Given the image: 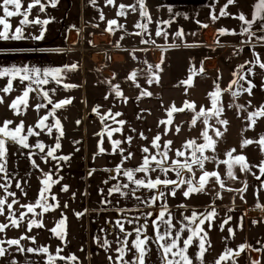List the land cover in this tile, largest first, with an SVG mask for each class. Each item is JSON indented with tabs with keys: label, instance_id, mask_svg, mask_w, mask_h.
I'll list each match as a JSON object with an SVG mask.
<instances>
[{
	"label": "rangeland",
	"instance_id": "1",
	"mask_svg": "<svg viewBox=\"0 0 264 264\" xmlns=\"http://www.w3.org/2000/svg\"><path fill=\"white\" fill-rule=\"evenodd\" d=\"M227 2L228 0H145L146 10L151 17L149 21L141 15L142 10L139 7L138 0H114L112 5H109L107 0H57L54 7L50 0H41V3L45 5L44 11H40V6L36 5L29 13V20L39 18L48 20L49 23L47 25H26L23 28L24 39L0 40V43L17 45L19 42H27L29 46L37 48L41 46L43 48H63L56 53L57 55H54V61L59 62V64H62V62L68 63L67 66L69 67L72 64L77 65L76 70H69L65 67L62 73V84L57 85L50 80L49 84L43 86L45 90L49 91L53 104L58 102V95L60 100L66 99L69 93L74 92L80 95L86 93L87 95L85 106L84 102L76 101L70 107L78 114L74 119L76 121L81 120L79 124L70 123L73 116L67 114V106L57 109L61 114L60 118L63 119L61 124L71 127L70 133H65L63 137L59 138V141H64L67 138H74L77 142L84 140L85 135L82 128L85 112L89 114V117L85 118V124L88 125L91 133L100 128L104 129L105 125H109L110 118L102 123L100 116L93 112V108L98 106L95 105V102L103 104L100 100L106 96L107 98H115L113 85L118 84L124 95L141 96L142 91L151 92L154 84H150L148 81L152 79L155 82L157 75L160 82L173 85V83H181V81L187 80L195 72L197 74L192 75L193 85L186 87L189 92L188 102H194L196 111H199L200 108L205 110L211 108L209 93L216 90L217 84L223 90L229 87L232 80L239 79L233 73L239 71L246 76L245 80L239 82L245 88L249 86L247 81L251 80L252 84L255 85L251 95L241 91L240 95L233 97L229 91L221 92L219 105L223 107V112L219 119L228 121L227 131H224V126L217 123L216 117L209 119L208 125L203 123L204 118L201 117L195 125L191 124V131L193 139L197 143L204 142L201 134L205 128H207L209 135L217 140L215 152L211 150L205 152V155L215 157L214 160L205 162V170L219 172L225 182V188L221 189L215 179L210 180L205 191L202 192L203 201L241 205L248 209L252 214L251 217H254L251 224L252 248L254 251L259 252L260 264H264V216L262 214V210H264V175H261L259 168V165L264 162V148L255 142L260 139L261 135H264V117L257 118L256 124L252 127H249L250 121L248 120L249 112L264 105V69L259 66L260 63H264V39H261L264 37V20H261L256 12L255 5L258 0H235V3L224 9ZM30 3H33V0H21V12L26 10ZM120 5L125 6L124 16L118 15L121 11ZM132 6H135V10ZM221 9H224L228 15L220 16ZM241 13L244 14L247 20L252 22L250 26L238 19ZM0 15H3L2 9H0ZM101 15H103V19H101ZM213 15L217 16L218 19L213 20ZM261 15H264V13H261ZM22 18V16L9 18L13 31L20 26ZM113 19L117 20L118 25H123V27L113 26L114 31L109 32L107 31L108 21ZM166 21L169 23H165ZM137 23L147 24V29L137 28ZM204 25H207V27H204ZM73 28L79 31V35L77 42H75V36L78 33L73 32L71 43L69 42V33ZM244 28H249V32H244ZM0 29H2V26H0ZM220 29H226L227 31L221 34ZM157 30L166 32L167 36H156ZM180 30L183 31V36L177 37L176 32ZM41 31L44 33L43 39H35L34 37L39 36ZM137 32H140L141 35H136ZM206 35L208 42L205 40ZM122 37L123 39H121ZM143 40L155 41V43L145 44L142 43ZM154 44H167L170 46L162 54L163 63L160 65L163 64L165 67L156 68V66H152L150 68L148 66L149 69H144L142 66L148 59L147 56L141 53V57L134 64L128 61V55L130 59L139 57L134 52L130 53V50H133L135 46H152ZM172 45H177V47H172ZM113 52L116 53L114 59L127 53L124 65L118 66L115 64L116 62L112 61ZM103 54L107 56V60L102 67L112 69L115 72L113 76H110V72L105 73L104 70L94 67L96 66L94 62L101 61ZM134 54L136 57H134ZM257 57H259V63ZM240 65H244V68L240 69ZM201 66L204 68L202 73L199 71ZM249 69H251L250 72ZM133 71L137 73L135 81L128 79ZM163 76L166 78L161 79ZM107 81H111V84ZM64 84L77 85V87L65 88ZM53 89L55 91H52ZM237 90L238 86L233 85L232 91ZM15 93L16 90L13 89L11 93L0 94V96L9 101L16 98ZM32 94L37 98H31L33 97ZM35 101L47 103L36 92L30 93L28 108L24 110L21 106L22 112L27 113L28 116L16 118L0 115V126L5 120L13 121V124L10 125L11 128L18 125L19 120H25L24 124H27L28 127L35 125L38 119L53 107V104H48L47 108L37 111ZM6 103L5 101L0 103L2 108L0 114L4 112ZM239 105H244V107L240 108ZM101 108L103 107L99 106V109ZM190 114L192 121L195 112L190 110ZM55 119L57 117H50L47 123L53 124ZM114 125L117 124L114 123ZM214 128H220L224 135L215 137ZM89 135L88 132L90 138ZM33 137L39 141L28 140L31 147L27 149L8 141L6 145L8 148L6 157L8 164L18 166V157H26V155H45L49 148L57 142L58 132L48 135L46 131H43L39 137ZM244 139L253 140L254 143L242 148L241 143ZM38 142L45 145L43 153L34 147ZM60 144V151H67L62 143ZM231 149H236V152L233 153L234 156L244 155L247 158V162L252 166L251 172H243L239 166H234L233 171L236 179L228 178L227 165L219 163V161L227 159L226 153ZM194 171L196 180H198L201 171L199 169ZM7 174L9 179L8 171ZM188 177L186 176L187 179ZM256 177H260V179ZM8 179L5 180L4 174H0V184L9 183ZM245 186L246 190L237 191L238 189H245ZM8 189H12L11 183ZM217 193H219V196H217ZM4 194V189L0 188V197L5 196ZM258 209L261 210L260 215H258ZM16 216L18 215L16 214ZM0 223H9V227L3 233H0V240L19 239L21 229L11 226L7 207H5V215L0 216ZM3 247L7 249V252L4 257H0V264L4 263L6 255L14 252L17 248V246H9L7 243Z\"/></svg>",
	"mask_w": 264,
	"mask_h": 264
},
{
	"label": "crops",
	"instance_id": "2",
	"mask_svg": "<svg viewBox=\"0 0 264 264\" xmlns=\"http://www.w3.org/2000/svg\"><path fill=\"white\" fill-rule=\"evenodd\" d=\"M73 32H77L75 42L78 40L79 31L75 28L69 33V42H71V35ZM207 35L205 36L206 39ZM72 43V42H71ZM108 43V42H106ZM10 46V47H8ZM153 46V47H152ZM139 45L135 46L130 53H136L139 57L130 59L127 57L131 64H134L138 60L141 54L147 56L148 61L143 64L144 69H149L148 66H157L161 64L163 59V52L169 49L170 46L167 44H154ZM150 50H147V49ZM63 48H43V46L37 48L29 46L27 42H19L16 44H7L4 42L0 43V68L5 67H36L40 69H54L61 68L65 69L68 63L54 61V55L60 52ZM118 50V49H117ZM64 51V50H63ZM128 53V51H126ZM125 52V53H126ZM127 53L118 58L114 59L116 53H112V61L116 62L118 66L124 65L126 61ZM135 55V54H134ZM136 57V55L134 56ZM107 60V56L103 54L101 61L94 62L96 66L105 73L110 72V76L115 74L110 68H103V64ZM151 63V64H150ZM160 67H165L163 64ZM159 67V68H160ZM157 68V67H156ZM69 69V68H68ZM104 73V74H105ZM166 77H162L164 79ZM8 78H0V89L6 86ZM77 82V81H76ZM75 82V83H76ZM78 83V82H77ZM154 87L151 89V96H138V95H124L123 97L115 98H102V103L95 102V105L103 107L99 109L101 115H104L111 110L113 114L119 112L122 115L116 117L117 120H124L126 123L122 126L123 131L113 133L112 140H121L122 143L119 146L124 149L123 155H127L128 152L132 153V159L124 161L122 165V171L117 173L115 169L121 167L122 154L119 150L113 151V145L111 140L107 137V134L103 138V148L105 151L99 153L98 144L101 139L98 133L103 129H97L94 133L90 132L88 125L85 124V118L89 117V114H84V124L82 131L84 132L83 141H75L74 138H67L64 141H59L67 151H59L55 153L56 156H70L68 161H54L50 157L48 162L45 163L42 157L44 155H26V157H18V166H13L7 163V171L9 172L12 189H8L10 192H15V197H8L10 203L14 198L19 201L18 204L13 205V211L19 217L21 212L26 211L20 207L22 204L35 203L38 198L39 189L41 187V180L43 179V173L51 172L53 179H60L58 184H54L51 189V193L56 196V201H50L55 204L59 203L60 207L54 211L44 213L42 216L44 227L40 229L33 228L31 232L27 231L26 224L29 218L41 219V217H32L29 214L23 222H21V236L35 237L32 239H22L20 241L21 246L25 249L23 252L17 251L15 248L14 252L6 255L3 264H12L15 261L16 264H48L49 255L56 256V260H61L59 257L63 256V262L73 261L68 257L74 255L77 257L75 260L79 264H118L116 249L122 245L117 243L118 240H123L125 234L120 232L119 228L115 226V221L120 219L124 223L126 232H132L131 236L127 237V248L124 259L132 264L137 255L135 248L133 247V241L135 240V232L133 229L140 227L141 225L147 224L146 232L144 233L150 239L148 241V251L145 256V264H164V260L161 256V249L156 242V233L153 227V220H156L162 205L166 203L173 225L172 229L173 237L177 233V229L181 227L180 221L183 216H191L192 211L199 213L210 212L215 210L216 216L211 221V227L209 228L208 222L206 221L203 227L208 233V239L211 242V246L205 253L203 258V264H214L221 254L226 249H232L234 252L239 250V245L245 244L247 247L238 257H235L234 262L232 260L222 262V264H252L253 261H259V252L254 251L251 244V227L252 219L251 213L246 207L241 205H230L224 203H207L203 201V193L193 194L191 197H184L182 189H177L176 195L173 197L169 195V191L173 186L165 188L161 186V189L165 192L163 199L157 200L155 205L148 206L144 201H148L153 195H156L157 190H148L146 188H139L130 181L127 177L123 176V169H135L142 161L143 156L146 155L142 152L144 147L150 149L151 154L156 153V149L152 147L151 141L157 135H161V150H163V144L167 140L172 141L171 151L169 152V163L174 159H181L175 156V150H183V145L188 140H193L191 131V114L190 110L185 109L183 112L173 113V129L179 127L180 131L177 133L174 130L168 131L165 135V125L159 124L160 120H166L167 111L173 104L177 108L184 106V103L188 102V88L187 85L181 83H173L168 85L166 82H153ZM13 89L16 90V97L21 95L24 90V84H21L19 80L13 81ZM19 88V89H17ZM0 94H5L0 92ZM33 99L35 95L32 94ZM124 97H127V102H124ZM67 98H72V103L67 105V114L73 116L71 124L77 123L74 117L78 116L76 112L70 109L74 102L81 101L85 103L87 101L86 93L82 95L69 93ZM10 99V98H9ZM29 100V99H28ZM56 100V99H55ZM4 101L7 102L4 108V112L0 115L6 117L24 118L28 114L21 111L20 115H16L15 112L9 108V105L13 100L7 101L4 97ZM32 101V100H30ZM57 101H60L59 95ZM35 105L38 101L34 102ZM49 106V105H48ZM2 108L0 107V111ZM61 114L56 110L55 117L63 122L60 118ZM20 122L25 120H19ZM81 121V120H79ZM19 122V123H20ZM110 127H118L114 125V122L110 118L108 121ZM35 126V125H33ZM32 126V127H33ZM64 133H70L71 127L68 125H62ZM11 128V127H10ZM27 124L25 125V133L27 132ZM135 129V131H132ZM37 131H39L37 129ZM53 132H57L54 128ZM90 133V138L88 137ZM140 133H143L147 139H142ZM127 136H132L133 139L129 144L126 141ZM28 140L34 142L35 137L30 136ZM63 150V149H62ZM189 154L186 152V155ZM35 160L39 165V168L34 167L32 161ZM8 162V160H7ZM95 171H92V170ZM197 169L194 167V170ZM92 175H89V172ZM159 176L161 179L177 180L176 173L169 171L165 176L157 169L155 172L135 173L137 179H155ZM186 176L191 177L190 173L185 172L184 179L187 180ZM188 177V179H189ZM107 181V183H105ZM20 183L23 188L16 187V184ZM127 184V188H121V192H114L111 196L108 195L109 188L115 185ZM67 185V191H61V188ZM187 186L184 185L183 188ZM135 192H133V190ZM103 190V192H101ZM27 193V195H24ZM5 196L7 193L5 192ZM104 201H108L105 203ZM67 205V207H65ZM41 209H37L40 212ZM257 211V210H256ZM84 212L85 214L81 217H77L75 213ZM152 213V216H148L147 213ZM260 215L261 210L258 209ZM9 213V212H8ZM264 216V210H262ZM62 215L67 217V235L64 240H61L54 233L50 231L51 228L56 226V223L62 218ZM231 217L229 220L228 218ZM167 218V217H166ZM128 220H132L133 223H128ZM228 221L225 223V221ZM187 223V222H185ZM195 227V225H192ZM229 229L232 231L229 232ZM164 231V226H161V232ZM190 234V231L185 230L181 234L180 246H183V239H186ZM19 237V238H20ZM143 238V236H142ZM107 239L110 244L107 249L101 247L104 240ZM99 241V242H97ZM207 246V245H206ZM48 248V252H28V248L40 249ZM59 255H57V250ZM199 251L198 241L189 247L187 255L192 258L193 264H200L197 259V253ZM111 256L110 261L108 257ZM171 258V257H169ZM55 260V261H56ZM62 262V263H63ZM61 264V263H60Z\"/></svg>",
	"mask_w": 264,
	"mask_h": 264
},
{
	"label": "snow or ice",
	"instance_id": "3",
	"mask_svg": "<svg viewBox=\"0 0 264 264\" xmlns=\"http://www.w3.org/2000/svg\"><path fill=\"white\" fill-rule=\"evenodd\" d=\"M52 6L54 7L57 3V0H50ZM107 3L109 5H112L114 3V0H107ZM235 3V0H228L227 4L224 5V9H227L228 5ZM138 4L141 11V15L146 17L149 21L151 20V17L149 16L148 11L145 7V0H138ZM36 5L40 6V11H44L45 5L41 3V0H33V3H30L28 5V8L21 12V0H0V9H2L3 15H0V26H2V29H0V40H21L24 39V33L23 28L26 25L29 24H36V25H47L49 23L48 20H41L39 18H36L34 20H29V13L32 10L33 7ZM133 10H135V6H132ZM256 12L258 17L261 20H264V15H261V13H264V0H258V3L255 5ZM121 11H119L118 15L124 16L125 15V6L120 5ZM221 9L220 16H226L228 13ZM15 16H22L23 18L20 21V26L16 27L14 31L12 30V25L9 22V18L15 17ZM103 15H101V19H103ZM213 20L218 19L217 16L213 15ZM238 19L244 21L245 24L251 25V21L247 20L243 13H241L238 17ZM169 23V22H165ZM113 26L117 27H123V25H118L117 20H109L108 21V28L107 31L113 32L114 28ZM136 27L142 30L147 29V24L145 23H137ZM204 27H207V25H204ZM221 34H224L227 30L226 29H220L219 30ZM244 32H249V28H244ZM43 31H41V34L39 36L34 37L37 40L43 39ZM136 35H141L140 32H137ZM156 36L164 35L167 36L166 32H162L161 30H157L155 33ZM177 37L183 36V31H177L176 32ZM123 39V37L121 38ZM261 39H264L262 37ZM91 43V42H90ZM142 43H155V41H149V40H143ZM191 46V45H189ZM172 47H177V45H172ZM257 62L259 63V57H257ZM161 63H163V59H161ZM260 68L264 69V63L259 64ZM66 68H69V70H76L77 65L72 64L70 67L65 66ZM151 68V65L149 66ZM157 68L160 66L157 65ZM244 65H240V69H243ZM64 69L61 68H54V69H40L36 67H5L0 68V78H8L7 84L5 87L0 89V92L8 94L13 91V81L19 80L21 84H24V90L21 95L17 96L9 105V108L12 109L16 115L21 114V106H23V109L26 110L28 108V99L30 93L36 92L38 95L42 96L43 99L47 101V103H37L35 105V109L39 111L42 108H47L48 104H53L52 99L49 96V91L44 89V85H47L51 81H54L57 85L62 84V73ZM201 73L204 72L203 66H201L200 70ZM251 69H249V72ZM197 73L193 72L192 75H196ZM192 75L189 76L187 80L181 81V84L187 85L188 87H191L193 85ZM234 76H238L239 79L232 80L231 84L227 89L221 90L219 87V84L216 85V90L209 93V96L211 97V108L205 110L204 108H200L199 111H196V105L194 102H185L184 106L181 108H177L174 104L169 108L166 109L167 111V119L166 120H160L159 124L165 125V135L168 131L174 130L175 132H179L180 128L177 126L174 129L170 126L173 124V113L175 112H183L185 109L191 110L195 112V116L191 121L192 125H195L197 123V120L203 117V123L205 125H208L209 119L212 117L217 118V123L224 126V131H227V124L228 121L225 119H219L222 112L223 107L219 105V98L221 96L222 91H229L231 92V95L233 97H236L240 95V92H247L249 95L252 94V90L255 87L254 84H252L251 80H248V87H243L239 82L240 80H245L246 76L242 75L239 71L233 73ZM137 78V73L133 71L128 79L135 81ZM111 84V81H107ZM154 81L152 79H149L148 83H153ZM155 82H159V76L157 75L155 77ZM35 85L36 87H34ZM237 85L238 90L232 91V86ZM65 88H74L77 87V85H71V84H64ZM139 87V85H137ZM52 91H55L53 89ZM113 91L115 92V95L117 97H123L124 94L120 90V86L113 85ZM141 96H151L152 93L145 90L142 91ZM107 99V96L105 97ZM124 102H127V97H124ZM0 103H4V97L0 96ZM72 103V98H66L62 99L56 103L53 104V107L51 110H49L45 115L41 116L38 121L36 122L34 127H28L27 132L25 133V124L23 121H21L18 125H16L14 128H10V125L13 124L12 120H5L0 126V174H4L5 180L8 179L7 174V153L8 148L6 147L8 141H12L21 147L27 149L31 146L28 143V138L30 136H36L39 137L41 132L46 131L48 135H52L53 129L55 128L58 132L57 142L54 146L50 147L49 150L46 152V154L42 157L45 163L48 162V158L50 157L54 161H68L70 159V156H56L55 153L58 149L61 148V144L59 143V138L64 136V130L63 126L61 124V121L57 118L54 120L53 124L47 123L50 117H55L56 110L62 109L67 105H70ZM251 102L249 101V104ZM231 106V105H230ZM240 108H243L244 105H239ZM93 112H95L98 116H100L101 122L103 123L106 119L111 118L112 121L119 125L118 127H110L109 125H105L104 129L98 133L101 137L99 144H98V151L99 153H103L105 149L103 148V138L104 135L107 134V137L111 140V143L113 145V151L119 150L122 154V161H121V167H117L115 171L117 173H120L122 171V165L124 161L132 159V153L128 152L127 155H123L124 149L120 148L122 141L121 140H112L111 137L113 133L122 132L123 131V125L126 123L124 120H117L116 117L122 115L121 113L117 112L113 114L111 110H109L108 113L101 115L99 112V106L93 108ZM259 117H264V105L260 106L258 109L249 112L248 113V120L250 121L249 127H252L256 124V120ZM80 121H77V124H79ZM39 129V131H37ZM132 131H135V129H132ZM202 137L204 142L203 143H197L196 140H188L183 145V150L176 149L175 150V156L177 158H183L181 159H174L171 160V163H169L170 157L169 152L172 150L171 145L172 141L167 140L163 144V150H161V135L157 134L151 141L152 147L155 148L157 151L155 154L148 155L150 153V149L148 147H144L142 149V152L146 155L143 156L142 163L136 167L135 169H123V176L127 177L128 181L135 184L137 186V189L143 187L148 190H157L156 195H153L148 201H144L143 203H146L148 206L155 205L157 200L163 199L165 197V192L161 189V186H164L167 188L168 186H173L170 191L169 195L175 196L177 189H182V194L184 197L188 198L191 197L193 194L196 193H202L206 189V185L209 183L210 180L215 179V181L218 183L219 187L221 189L225 188V182L221 178L219 172L217 171H207L205 170V162L209 160H214V156H208L205 155V152L207 150H211L212 152H215V145L217 143V140L213 138V136H210L208 133L207 128L202 132ZM214 135L215 137H222L224 135V132L220 130V128H214ZM140 136L142 139H147V137L144 136L143 133H140ZM132 136H127L126 141L130 144L132 141ZM259 145L264 148V135H261L260 139L258 141H255ZM254 143L253 140L250 139H244L241 143V147H246L250 144ZM35 148H38L40 152L45 151V145L42 142H38L34 145ZM186 152L189 154L186 155ZM236 152V149H231L226 153L227 159L223 161H219V163L227 165V176L229 179H236V176L234 174L233 168L234 166H239L240 170L243 172H251V167L249 163L247 162V158L244 155H233V153ZM32 164L34 167L39 168V165L36 163L35 160L32 161ZM195 168L199 169L201 171V175L199 176V179L196 180V174L194 171ZM260 173L261 175H264V162H262L259 165ZM157 169L160 170L161 173H163L165 176L167 173L171 170L176 173L177 180H171V179H161L159 176H157L155 179H151L150 177L145 181L144 179H137L135 177V173H144L148 174L149 172H155ZM92 171H95L94 169ZM185 172L191 174V178L185 180L184 174ZM89 175H92V172H89ZM255 175V173H253ZM257 179H260V177H256ZM60 179H53L52 173L47 172L43 173V179L41 180V187L39 189L38 198L36 199L35 203H28V204H22L20 205L21 208L26 209V211L21 212L19 217L16 216V213L13 211V205L18 204L19 201L16 199H13L10 203L8 202V197H15V192L8 191V188L10 186L9 183L0 184V188L4 189V191L7 193L6 196L0 197V216L5 215V207H7L9 212V220L10 224L13 227L19 228L21 225V222H23L27 217H29V214H31L32 217H41V219L37 218H29L27 220L26 228L28 232H31L33 228L40 229L44 227L42 216L44 213H47L49 211H54L56 208H59L60 205L58 202L55 204L51 203L50 201H56V196L51 193L52 186L54 184H58L60 182ZM107 183V181H105ZM184 185H187L186 188H183ZM16 187L21 189L23 192V188L21 187L20 183L16 184ZM128 185H115L112 188H109L108 195L111 196L114 192H121V188H127ZM68 186L64 185L61 188V191H67ZM136 189L133 190L135 192ZM229 191H232L231 189H228ZM245 189H238L237 191H244ZM103 192V190H101ZM121 194H125L122 193ZM24 195H27V193H24ZM217 196H219V193H217ZM107 203L108 201H104ZM67 207V205H65ZM259 207V205H258ZM41 209L40 212H37V209ZM84 212H78L75 213L77 217L83 216ZM148 216H152V213H147ZM216 212L215 210H212L210 212L205 213H197L196 211H192L191 216H183L182 220L180 221L181 227L177 229V233L175 237H173L172 229L175 227L172 222L171 213L169 212L166 203L162 205L161 210L159 211L158 217L156 220H153V227L156 233V242L159 245V248L161 249V256L164 260V264H193L192 258H190L187 255L189 247L194 243V241H198V248L199 251L197 253V259L200 261V264H203V258L205 253L208 251V248L211 246V242L208 239V233L205 231L202 225L205 224V222H208L209 228L211 227V221L215 218ZM167 217V218H166ZM229 220L231 217L228 218ZM67 217L62 215V218L56 223V226L51 228L50 231L54 233L57 237H59L61 240H64L67 235V225H66ZM187 222V223H185ZM228 221L226 220L225 223ZM128 223H133L132 220H128ZM255 223V221H254ZM192 225H195V227H192ZM115 226L119 228L120 232L125 234V238L123 240H118L117 243L121 244V247H118L116 249L117 255V262L118 264H129L127 260L124 259V256L126 254V251H129L130 249L127 248V237L131 236L132 232H126L124 228V223L117 219L115 221ZM161 226H164V231L161 232ZM9 227V223H0V233H3L7 228ZM147 224L141 225L140 227H136L133 229V232H135V240L133 241V247L136 250L137 255L135 256L134 261L132 264H145V256L147 254L148 248V241L149 237L145 235ZM185 230L190 231V234L187 236L186 239H183L182 243L183 246H180L181 241V234L185 232ZM232 230L229 229V232ZM143 236V238H142ZM22 239H32L35 240V237H28V236H21L19 239H9L7 241L0 240V257H4L7 249L3 247L5 243H7L9 246L15 245L17 246V251L23 252L25 249L23 246H21L20 241ZM99 242V241H97ZM110 242L105 239L101 247L107 249L109 247ZM207 245V246H206ZM247 247H250L245 244L239 245L238 251H233L232 249H226L223 254L219 256V258L214 262V264H222V262H226L229 260H232L234 262L235 257H238L241 252H243ZM28 252H35L40 251L47 253L49 250L48 248H40V249H34V248H28ZM59 249L57 250V255H59ZM171 257V258H169ZM61 260L65 259V257L60 256ZM70 260H77V257L74 255L68 257ZM108 259L111 261L112 257L109 256ZM56 260V256L49 255L48 257V264H54V261ZM12 264H16L15 261H12ZM252 264H260L259 261H253Z\"/></svg>",
	"mask_w": 264,
	"mask_h": 264
},
{
	"label": "built area",
	"instance_id": "4",
	"mask_svg": "<svg viewBox=\"0 0 264 264\" xmlns=\"http://www.w3.org/2000/svg\"><path fill=\"white\" fill-rule=\"evenodd\" d=\"M61 264H79L76 261H67V262H63Z\"/></svg>",
	"mask_w": 264,
	"mask_h": 264
},
{
	"label": "trees",
	"instance_id": "5",
	"mask_svg": "<svg viewBox=\"0 0 264 264\" xmlns=\"http://www.w3.org/2000/svg\"><path fill=\"white\" fill-rule=\"evenodd\" d=\"M62 262H63V260H56V261H54V264H60Z\"/></svg>",
	"mask_w": 264,
	"mask_h": 264
}]
</instances>
